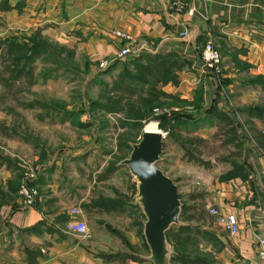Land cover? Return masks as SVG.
<instances>
[{
    "label": "crops",
    "instance_id": "crops-1",
    "mask_svg": "<svg viewBox=\"0 0 264 264\" xmlns=\"http://www.w3.org/2000/svg\"><path fill=\"white\" fill-rule=\"evenodd\" d=\"M176 1L0 0V37L38 32L74 50L89 75L98 73L96 65L106 58L113 77L131 73L132 78L120 79L125 84L134 80L141 85L143 77H151L149 83H158L159 92L169 97L193 102L202 89L206 107L217 101L215 130L228 120L229 133L236 135L235 120L241 123L237 134L244 135L241 147L250 158L240 163L245 178L220 181L211 189L209 208L235 215L240 231L232 237L215 219V229L209 230L214 239L208 245V263L256 264L264 225V111L241 110L264 108V0H193V16L175 9ZM116 31L133 37L134 57L117 59L123 43L114 37ZM185 31L188 35L182 37ZM208 41L223 56L219 76L201 59ZM151 71L159 74L149 75ZM162 74L174 80L164 83ZM256 79L260 81L252 83ZM51 169L37 182V203L25 209L19 194L10 189L11 181L19 182L17 171L0 163V264H153L147 259L150 254L123 252L120 239H113V251H95L93 243L68 232L70 211L78 203L72 194L53 193ZM120 212L113 211L114 221L120 220ZM126 236L132 245L147 249L142 233L140 238Z\"/></svg>",
    "mask_w": 264,
    "mask_h": 264
},
{
    "label": "rangeland",
    "instance_id": "rangeland-1",
    "mask_svg": "<svg viewBox=\"0 0 264 264\" xmlns=\"http://www.w3.org/2000/svg\"><path fill=\"white\" fill-rule=\"evenodd\" d=\"M36 34L46 39L38 32L0 37V163L17 171V193L25 183L40 193L37 182L52 167L53 193L72 194L78 203L74 208L81 209L84 218L89 215V236L83 239L93 243L92 250L105 247L113 251L117 248L113 239H120L123 252L141 251L149 256L148 246L147 250L132 245L126 236L131 233L140 238V224L146 222V217L137 205L138 182L122 162L129 159L147 126L155 124L165 136L158 166L178 186L184 205L181 221L192 227L179 236L180 226L170 229L177 231L172 232V238L179 248L178 258L171 264H198V258L207 262L211 254L208 245L214 239L209 230L215 229V217L210 213L215 206L209 208L211 189L217 182H228L229 169L235 163L250 158L241 147L244 135L237 134L241 123H234L238 125V140L229 133L228 120L225 127L216 130L210 121L195 125L188 117L198 118L195 107L197 99L203 98L199 94L202 89L190 102L159 92L158 83H149L151 77H143L141 85L134 80L125 84L120 79L132 78L131 73L127 70L113 77L111 65L101 68L106 58L96 65L98 73L89 75L76 52L73 57L53 54V61L61 65L38 58L32 65L27 64L16 79L23 63L15 65L21 57L16 52L6 54L7 41L22 42ZM48 42L67 48L54 40ZM162 77L164 83L165 79L171 80L165 74ZM203 105L202 115L209 109ZM173 113L183 117L181 122L186 121L161 129L162 117ZM109 201L124 203L119 221H114L113 211L105 208ZM188 238L190 242L185 243Z\"/></svg>",
    "mask_w": 264,
    "mask_h": 264
},
{
    "label": "water",
    "instance_id": "water-1",
    "mask_svg": "<svg viewBox=\"0 0 264 264\" xmlns=\"http://www.w3.org/2000/svg\"><path fill=\"white\" fill-rule=\"evenodd\" d=\"M164 134L144 131L123 161L138 182L137 205L146 217L143 236L150 250L147 258L153 264H171L172 250L167 233L173 226H183V203L178 186L158 166L163 156Z\"/></svg>",
    "mask_w": 264,
    "mask_h": 264
},
{
    "label": "trees",
    "instance_id": "trees-1",
    "mask_svg": "<svg viewBox=\"0 0 264 264\" xmlns=\"http://www.w3.org/2000/svg\"><path fill=\"white\" fill-rule=\"evenodd\" d=\"M29 39L30 40H26V41H22V42H19V40H17V39L7 41V43H10V44L7 47V53L6 54L13 55L14 52H16L15 53L16 56L21 55V57L20 58L17 57V59L15 60V65H19L20 63H23V66L21 67V69L20 70L18 69V72L16 74L14 73L16 79H19V76L28 67L27 64L32 65L35 62V60L38 58H43L46 61L52 62L53 61V54H58L61 56L63 53H65L66 55H69L71 57H73V55L75 54V51H73L71 49H67L64 46H59L58 44L57 45H55L54 43L52 44V43L48 42V40L43 39L40 35H37V34L35 36L30 37ZM53 62H56V61H53ZM55 64H60V63L56 62ZM14 67L16 68V66H14ZM171 79L174 80V78H171ZM256 81L259 82L260 79H256L255 81H252V83H257ZM199 94L203 95L202 92H199ZM201 104H203V98L199 97L197 99V102H196L197 107H195V108H197V111H196L197 114H199L198 118L194 119L191 116V117H188L189 121L192 122L193 124L196 123L195 125L202 124V123H205L207 121H210L211 123L213 121H215V117H217L219 114L218 108H217V101H215V105H212L208 110H206L204 112L203 115H202L203 107H201ZM252 110L264 111V108H258V107L251 108L250 107L247 109H243L241 111H252ZM181 118H183V117L178 113H173L171 115V117L163 116L161 119L159 127L161 129H166V128H168V125H170L172 123L176 124V125L182 124L186 120L184 122H181V120H182ZM237 177L245 178L244 165L243 164L235 163L233 165V170L231 172H229L228 178L226 181H230L231 179H234ZM10 189L12 190L13 193H17L19 190V182H17L16 180L11 181L10 182ZM123 206H124V203L122 201L121 202L120 201H118V202L109 201V203L106 204L105 208L109 209L110 211H118V210H121ZM183 210H184V205H183ZM140 225L142 227L141 232L143 235L144 224L141 223ZM190 230H192V227H190V226H184V225L180 226V227H178V230H177L178 236L180 235V233H182V232L184 233L185 231H190ZM177 231L171 230L167 233L168 241H169L170 245H172L173 251H174L173 257L171 258V262H173L175 258H178L176 256H178V254H179V248H177L175 245H173V238H172V234H173L172 232L177 233ZM143 238H144V236H143ZM190 240L191 239L188 238L187 240H185V243L190 242ZM192 264H193V262H192ZM198 264H209V263H208V260H207V262L205 261V263H204L200 258H198Z\"/></svg>",
    "mask_w": 264,
    "mask_h": 264
},
{
    "label": "built area",
    "instance_id": "built-area-1",
    "mask_svg": "<svg viewBox=\"0 0 264 264\" xmlns=\"http://www.w3.org/2000/svg\"><path fill=\"white\" fill-rule=\"evenodd\" d=\"M192 1L193 0H177L175 4H173V7L178 10H185L189 16H193L194 9L191 8ZM187 35V31L181 34L182 37H186ZM114 37L119 39L123 43V46L117 54L118 60L122 61L135 56V53L133 51L134 40L131 35L123 31H116L114 33ZM201 59L207 69L215 72L217 76L222 74L223 56L220 51L215 47L212 41H208L203 46V49L201 51ZM110 65L111 62L108 61V59H105L101 63V68H107ZM18 194L20 196L22 206L25 209L34 207L39 195L37 190L34 189V187L29 185L28 183H25L21 186L20 193ZM210 213L212 214V216L215 217L217 223L223 226L232 237L238 235L240 231L239 221L235 215H222L219 210L212 208L210 209ZM70 214L73 219L67 223V231L81 238H88L89 229L87 226V222L85 221L83 211L79 208H73L71 209ZM257 249L258 262L256 264H264V225L262 228V235L259 239Z\"/></svg>",
    "mask_w": 264,
    "mask_h": 264
},
{
    "label": "bare ground",
    "instance_id": "bare-ground-1",
    "mask_svg": "<svg viewBox=\"0 0 264 264\" xmlns=\"http://www.w3.org/2000/svg\"><path fill=\"white\" fill-rule=\"evenodd\" d=\"M147 132H160L158 131V128L155 126V124H150L147 126L146 130Z\"/></svg>",
    "mask_w": 264,
    "mask_h": 264
}]
</instances>
